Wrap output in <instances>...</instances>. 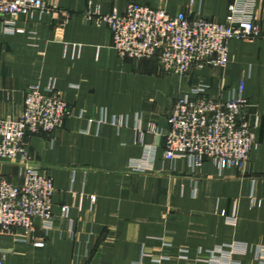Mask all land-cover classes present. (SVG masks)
Wrapping results in <instances>:
<instances>
[{"label": "crops", "instance_id": "1", "mask_svg": "<svg viewBox=\"0 0 264 264\" xmlns=\"http://www.w3.org/2000/svg\"><path fill=\"white\" fill-rule=\"evenodd\" d=\"M46 1L57 10L19 16L23 31L0 20V118L21 112L31 84H54L71 111L63 127L28 137L32 164L53 178L54 219L50 228L36 219L30 235L0 230L4 264H137L145 252L186 264L177 259L184 247L204 260L197 264H210L217 248L223 256L211 264H264V0H253L260 36L231 40L226 66L183 75L164 72L157 58L121 57L109 27L87 13L140 3L223 22L236 0ZM240 82L260 115L248 171L167 160L162 133L175 100L201 83L227 97ZM0 175L22 182L18 163L0 160Z\"/></svg>", "mask_w": 264, "mask_h": 264}, {"label": "built area", "instance_id": "2", "mask_svg": "<svg viewBox=\"0 0 264 264\" xmlns=\"http://www.w3.org/2000/svg\"><path fill=\"white\" fill-rule=\"evenodd\" d=\"M253 0H236L230 4L225 21L184 12L170 14L164 8L140 3L128 4L123 13L91 11L87 18L97 25L105 24L112 34V46L123 58H157L166 73L186 74L194 67L226 66L229 44L233 39L249 40L260 36L254 21ZM36 10L56 11L46 0H0V20L10 32L23 31L16 26L19 16H30ZM64 18L70 13L60 10ZM210 84L201 83L191 92L178 97L168 114L164 135L167 160L184 159L192 170L209 161L221 169L234 167L242 174L248 171L250 156L257 146L260 115L244 97V83L232 87L227 97H214ZM70 107L54 84L42 88L28 87L22 110L17 116L0 118V160L18 163L22 182L9 181L0 175V230L22 228L26 235L35 231V220L45 228L53 224L55 186L53 178L32 164L28 137L39 132H54L63 127ZM152 132H159L155 123ZM43 246V242H35ZM163 246L171 242L163 240ZM235 247V246H232ZM225 249L211 251V262ZM7 250L0 246V264ZM190 249L180 248L177 259L190 260ZM171 255L143 253L137 264H164L174 261Z\"/></svg>", "mask_w": 264, "mask_h": 264}]
</instances>
